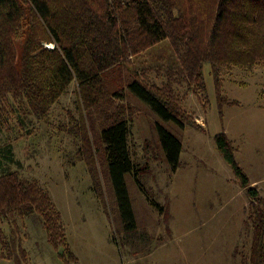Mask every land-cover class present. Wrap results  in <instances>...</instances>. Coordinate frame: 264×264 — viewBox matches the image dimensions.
<instances>
[{"label": "trees", "instance_id": "16d2710c", "mask_svg": "<svg viewBox=\"0 0 264 264\" xmlns=\"http://www.w3.org/2000/svg\"><path fill=\"white\" fill-rule=\"evenodd\" d=\"M165 40L179 60L175 75L193 86L205 108L203 66L210 64L222 113L227 100L221 76L233 69H264V0H0V120L4 111H14L13 104L24 116L44 120L75 82L79 116H71L70 126L62 125V131L72 138L76 158L85 164L94 192L104 200L98 170L102 161L127 230L135 227V217L125 177H137L139 170L130 156L133 108L124 105L123 88L165 122L183 127L194 121L180 106L173 87L180 81L173 79V72L161 85L137 72H128L124 87L111 78L121 76L134 58ZM112 82L120 89L111 91ZM157 132L165 159L176 171L181 141L161 126ZM214 139L249 199L248 264H264V197L237 162L228 135L222 132ZM5 158L12 160L9 149ZM33 213L42 217L48 242L57 252L62 250L60 257L67 255L77 262L49 193L38 180L24 178L18 171L0 174V260L15 258L3 224L12 225L16 217ZM19 251L26 260L25 250L19 247Z\"/></svg>", "mask_w": 264, "mask_h": 264}, {"label": "rangeland", "instance_id": "374dc122", "mask_svg": "<svg viewBox=\"0 0 264 264\" xmlns=\"http://www.w3.org/2000/svg\"><path fill=\"white\" fill-rule=\"evenodd\" d=\"M179 66L165 40L134 58L121 76L111 78L124 87L128 72H137L145 74L142 79L161 85L168 81V72H173V79L180 81L173 83L180 106L194 121L183 127L165 122L123 88L124 105L133 108L130 156L139 170L137 177H125L135 217L130 230L121 220L102 161L98 170L104 200L94 192L85 164L76 158L72 138L62 131V125L70 126L71 116H79L75 82L42 121L24 116L14 104V111L2 113L0 174L18 171L40 182L61 214L77 262L67 255L60 257L62 250L57 252L48 242L42 217L33 213L16 217L12 225L3 224L15 258L1 259L0 264H248L249 199L218 153L214 138L222 132L228 135L237 162L250 178L259 180L256 188L264 197V69L224 73L222 95L229 104L220 113L210 64L203 66L206 108L205 101L192 92L193 86L175 75ZM116 88L113 82L109 84L111 91ZM157 126L181 141L176 171L165 159ZM8 149L12 160L5 158ZM19 247L25 250L26 260Z\"/></svg>", "mask_w": 264, "mask_h": 264}, {"label": "crops", "instance_id": "0c3cea01", "mask_svg": "<svg viewBox=\"0 0 264 264\" xmlns=\"http://www.w3.org/2000/svg\"><path fill=\"white\" fill-rule=\"evenodd\" d=\"M248 177H249V176H248ZM249 179H250V182L252 183L253 186L257 187V186L259 185V184H258V182H259L258 179L253 180V179L250 178V177H249Z\"/></svg>", "mask_w": 264, "mask_h": 264}]
</instances>
